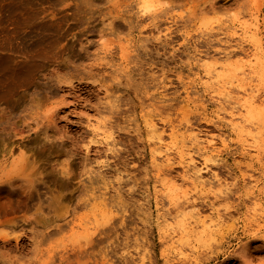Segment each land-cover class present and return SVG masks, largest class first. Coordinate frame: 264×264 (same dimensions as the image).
I'll return each mask as SVG.
<instances>
[{"label": "rangeland", "instance_id": "obj_1", "mask_svg": "<svg viewBox=\"0 0 264 264\" xmlns=\"http://www.w3.org/2000/svg\"><path fill=\"white\" fill-rule=\"evenodd\" d=\"M72 260L264 264V0H0V264Z\"/></svg>", "mask_w": 264, "mask_h": 264}, {"label": "bare ground", "instance_id": "obj_2", "mask_svg": "<svg viewBox=\"0 0 264 264\" xmlns=\"http://www.w3.org/2000/svg\"><path fill=\"white\" fill-rule=\"evenodd\" d=\"M20 21H21V20H20ZM13 22H14V21H13ZM17 25H18V24H17ZM17 25H16V27H17ZM22 25H23V24H22ZM39 26H40V25H39ZM43 27H44V26H43ZM43 27H42V28H43ZM23 30H25V29H23ZM35 30H37V29H35ZM27 31H28V30H27ZM12 32H13V31H12ZM16 32H17V31H16ZM20 33H21V32H20ZM30 33H31V31H30ZM14 34H15V33H13V35H14ZM39 34H40V33H39ZM36 38H37V37H36ZM9 39H10V37H9ZM16 39H17V38H16ZM6 40H7V39H6ZM17 40H18V39H17ZM20 40H21V38H20ZM23 40H24V39H23ZM6 42H7V41H6ZM20 42H21V41H20ZM22 42H23V41H22ZM29 42H30V40H29ZM249 98H250V97H249ZM257 101H258V100H257ZM261 104H262V103H261ZM231 116H232V118H234V114H233V113H232ZM152 128H153V131H154V132H158V130L156 129V127H155L154 125L152 126ZM160 140L162 141V137H160ZM209 144H210V143H209ZM164 157H165V156H164ZM162 159H163V158H162ZM168 160H169V159H167L166 162H167ZM190 163H191V164H194V159H193L192 157H190ZM189 166H190V165H189ZM196 173L198 174V171H197ZM199 173H200V171H199ZM66 174H67V173H66ZM200 176H201V175H200ZM194 177H195V176H194ZM197 179H198V178H197ZM32 189H33V188H32ZM38 189H40V188H38ZM44 190H45V189H44ZM41 194H42V193H41ZM34 195H36V193H35ZM39 195H40V194H39ZM36 196H37V195H36ZM40 197H41V196H40ZM41 198H42V197H41ZM42 199H43V198H42ZM21 200H22V199H21ZM21 200H20V201H21ZM35 200H36V199H35ZM29 206H30V205H29ZM84 206H86V205H84ZM52 207H53V206H52ZM104 207H105V206H104ZM26 209H27V208H26ZM44 210H46V209L44 208ZM49 210H50V209H49ZM50 211H51V210H50ZM50 211H49V212H50ZM51 212H52V211H51ZM109 213H110V212H109ZM49 220H50V218H49ZM62 222H63V221H62ZM50 223H52V222H50ZM58 223H59V222H58ZM58 223H57V224H58ZM63 223L65 224L66 222L64 221ZM96 224L98 225L99 223H96ZM196 224H197V223H196ZM55 225H56V223H55ZM55 225H53V227H51V229L55 228ZM61 225H62V223H61ZM61 225H60V227H62V231H64V229H63V225H62V226H61ZM97 225H95V227L101 226L100 224H99L98 226H97ZM46 226H47V225H46ZM56 226H57V225H56ZM64 226H65V225H64ZM58 227H59V226H58ZM60 227L58 228V230L61 229ZM65 227H66V226H65ZM48 228H49V227H48ZM98 228H99V227H98ZM46 230H47V228H46ZM46 230H45V231H46ZM49 230H50V228H49ZM54 230H55V229H54ZM51 231H52V230H51ZM56 231H57V230H56ZM56 231H54L55 233H54L53 231H52V232H49V233H51V234H52V233L57 234V232H59V231H57V232H56ZM60 231H61V230H60ZM77 231H78V230H77ZM88 231H89V230H88ZM74 233H75V232H74ZM95 233H96V231H95ZM101 233H102V232H101ZM47 234H48V233H47ZM51 234H50V235H51ZM105 234H107V233H105ZM46 238H47V237H46ZM82 253H83V252H82ZM84 253H85V252H84ZM85 254H86V253H85ZM81 256H82V254L80 253V258H81ZM73 258H74V257H73ZM73 258H72V259H73ZM77 258H78V257H77ZM80 258H79V259H80ZM82 258H84V257H82ZM81 260H82V259H81ZM81 260H80V261H81ZM83 260H84V259H83ZM70 261H71V260H70ZM72 261H73V260H72ZM73 262L75 263V262H77V261L75 260V261H73ZM78 262H79V260H78ZM78 262H77V263H78ZM64 263H65V262H64ZM64 263H63V264H64ZM80 263H81V262H80ZM80 263H78V264H80ZM82 263H83V262H82ZM82 263H81V264H82ZM85 263H86V262H85ZM85 263H83V264H85ZM67 264H69V263H67ZM72 264H73V263H72Z\"/></svg>", "mask_w": 264, "mask_h": 264}]
</instances>
